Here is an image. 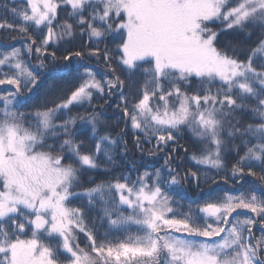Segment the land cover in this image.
I'll list each match as a JSON object with an SVG mask.
<instances>
[{
  "label": "snow or ice",
  "instance_id": "obj_1",
  "mask_svg": "<svg viewBox=\"0 0 264 264\" xmlns=\"http://www.w3.org/2000/svg\"><path fill=\"white\" fill-rule=\"evenodd\" d=\"M0 6V264H264V0Z\"/></svg>",
  "mask_w": 264,
  "mask_h": 264
},
{
  "label": "trees",
  "instance_id": "obj_2",
  "mask_svg": "<svg viewBox=\"0 0 264 264\" xmlns=\"http://www.w3.org/2000/svg\"><path fill=\"white\" fill-rule=\"evenodd\" d=\"M3 0H0V5H2ZM0 11H3L2 6H0ZM87 39L86 37L84 38ZM13 46L21 47L22 43L20 41L12 42ZM33 63H35L33 59ZM102 103V101H93V103ZM76 111L83 112L84 109H76ZM88 111H91L89 108ZM103 119L108 122V130L112 132V135L115 136L117 132L120 131L124 127V122L122 119H120V114L118 112H114L112 108H107L102 113ZM125 139L128 141V153L126 155L120 154V147L117 148V156L116 159L118 163L124 167L126 170L127 166L134 163L137 167H140V170H143V165H153L155 167H160L164 160L163 156L158 157H150L148 155L147 149L150 147L149 145L144 146V151L141 152L138 149H136L132 143V133L131 130H129L128 134L126 135ZM182 143L190 144L191 140L188 134H185ZM180 155H183L182 153ZM231 159V158H230ZM184 162L185 164H188V157L184 156ZM102 177H97V179H100ZM182 197H185V203H188L189 200L186 197H191L194 195V192L192 190H189L186 193H180Z\"/></svg>",
  "mask_w": 264,
  "mask_h": 264
}]
</instances>
